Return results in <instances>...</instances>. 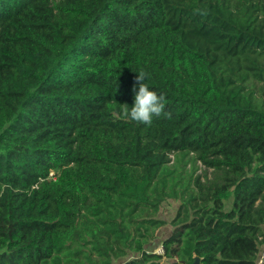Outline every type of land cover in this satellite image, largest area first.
Returning a JSON list of instances; mask_svg holds the SVG:
<instances>
[{"label": "trees", "instance_id": "obj_1", "mask_svg": "<svg viewBox=\"0 0 264 264\" xmlns=\"http://www.w3.org/2000/svg\"><path fill=\"white\" fill-rule=\"evenodd\" d=\"M260 82L264 0H0V264H257Z\"/></svg>", "mask_w": 264, "mask_h": 264}, {"label": "clouds", "instance_id": "obj_2", "mask_svg": "<svg viewBox=\"0 0 264 264\" xmlns=\"http://www.w3.org/2000/svg\"><path fill=\"white\" fill-rule=\"evenodd\" d=\"M148 74L140 71L136 77V83L139 84V90L134 97V104L131 108L127 104L120 105L123 115L131 120L150 126L154 117L163 115L170 119L171 113L165 111V97L156 91L150 90L149 85L145 83ZM135 91V86L133 88Z\"/></svg>", "mask_w": 264, "mask_h": 264}, {"label": "rangeland", "instance_id": "obj_3", "mask_svg": "<svg viewBox=\"0 0 264 264\" xmlns=\"http://www.w3.org/2000/svg\"><path fill=\"white\" fill-rule=\"evenodd\" d=\"M262 82L258 83L256 86V92L255 94L260 98L262 97V100L264 101V92H260L259 89L264 84H261ZM202 172V167L198 169L197 173ZM210 175V173H209ZM178 202L174 200H167L166 202H163L160 206L158 217L161 219H165L166 221H169L171 217L173 216L176 208H177ZM230 202L226 203V208H229ZM171 230V226L167 223L166 225L160 227L157 230L156 233V240H154L151 245H148L147 248H152L156 253H162V247L160 245V241L163 237L167 236ZM264 251V247L262 248V252ZM262 252L260 253L262 255ZM116 264V262H115Z\"/></svg>", "mask_w": 264, "mask_h": 264}, {"label": "built area", "instance_id": "obj_4", "mask_svg": "<svg viewBox=\"0 0 264 264\" xmlns=\"http://www.w3.org/2000/svg\"><path fill=\"white\" fill-rule=\"evenodd\" d=\"M263 255H264V251L262 252V255L260 256V258L258 259L257 264H261V261H262Z\"/></svg>", "mask_w": 264, "mask_h": 264}, {"label": "water", "instance_id": "obj_5", "mask_svg": "<svg viewBox=\"0 0 264 264\" xmlns=\"http://www.w3.org/2000/svg\"><path fill=\"white\" fill-rule=\"evenodd\" d=\"M193 264H197V260Z\"/></svg>", "mask_w": 264, "mask_h": 264}]
</instances>
